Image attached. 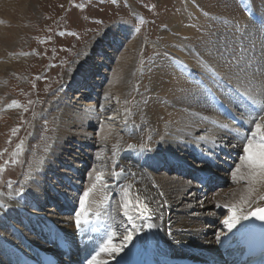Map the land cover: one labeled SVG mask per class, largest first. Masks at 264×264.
<instances>
[{"label": "bare ground", "instance_id": "obj_1", "mask_svg": "<svg viewBox=\"0 0 264 264\" xmlns=\"http://www.w3.org/2000/svg\"><path fill=\"white\" fill-rule=\"evenodd\" d=\"M237 1L238 0H200V4L204 6L202 7L200 5L202 9L213 8L218 11V8L213 6L218 4L219 6L221 5L223 8H220L219 11L223 14L222 16H224L225 19L220 20L215 18L216 20H214V22H217V27L221 29L224 28V30L219 31L220 34L217 33L219 36L214 37L213 40H210L213 37L211 33L203 37V44L201 45L202 47H200V56L198 58L200 60H202L203 57L215 58L213 55L214 50L212 49L213 51H210L211 47L217 49L218 53L221 51L219 54H222L224 58L230 54V60L228 61H230L231 64L229 63V67L232 69H244V71H242L243 75L240 85H243V82L246 85H243L245 87L242 89H244V91L247 89L250 95L264 102V46L259 42V40H264V30L258 28L255 23H252V19L250 20V18L244 14L243 8H240L239 5L236 4ZM251 1V7L258 9V13L264 18V0ZM13 2L12 0H0V6H4V4L5 6H11ZM191 8L193 7L191 5L189 6L186 2L185 9L180 16L184 15V18L191 19V10H193L194 13L192 17H196L198 10L195 11L194 8ZM187 9L188 13L185 14L184 11ZM239 22L245 25V31L243 29L241 31V29L236 27ZM204 24L205 23H203V25ZM172 26L175 30H182L179 29L178 26H174L173 24ZM201 26L202 25H195L196 29ZM119 28L126 30V25L124 24ZM117 30L118 28L110 25L108 29L103 32L98 41L90 45L89 48L91 49H88L84 64H81L80 68L74 72L75 74L70 76L71 82H69L70 86L68 88L71 89L69 90L70 92L67 98L75 97V103L79 100L80 105H86L87 107L81 114V112H78L79 108H76V110H78L76 111L74 108L69 107V101L61 102L67 108V111H63L62 119L58 126V132L64 137H69L81 144L92 143L87 140L89 139L95 140L97 147H100L101 143L104 145L102 148L97 149L96 152L92 151L90 154L87 153L86 155H88V157H85L86 155L82 157L83 161H89L93 153L98 154L100 151L104 155L102 160H93L95 165H99V168L103 170H95V172L89 176L90 178L88 177V180H91V182L88 181L87 183L88 185H96L87 198L86 206L92 210L91 217H95L93 213L99 210L101 218L107 219V221L111 223L108 234L105 233V240L97 246V253H99V255H97V253L94 255V257H96V264H127L132 261H143L147 255L150 257L158 256L161 259L169 257L170 259L182 258L187 257L192 251H218L220 247L222 248V246H218V243L220 245H225L228 242V247L236 248L240 242L239 236H241L244 229L243 224L248 222L252 216H249L247 220H241L240 223L231 230L223 223L225 220L224 218L221 222L215 223V227L211 228V226H206L205 223L208 220L214 221L219 218L218 216L213 217L211 215L213 213L211 208L217 205H235L237 208L242 209V211L238 213L240 215H247V213L254 208H264V200H260V196H264V179L259 176L255 178L248 177L247 173L249 169L247 167H241L240 173L237 174L235 179L232 177L233 184H231L229 188L224 192L220 191L208 196L207 200L209 201L203 203L201 208H196L194 200L199 197L197 191L200 189V186L187 180L186 176L192 175V173H188L190 167L185 168L183 171H180L178 167H174L172 172L184 173L180 176H158L154 173L156 171V166L162 169L166 162L175 163V161L180 160L182 163H189L188 160L181 159L177 154L171 153L169 151L170 145L176 146L181 151L186 152L188 156L201 159L199 153L192 149L193 147L191 144L196 143L198 146H202L204 142V146L211 151L214 150V152L212 151L209 155L210 157H214L215 153L220 150L216 148L215 144L220 143L224 145L226 142L224 138L231 137L229 129L233 127L232 124L229 121H225L226 119L224 116L211 101V90L209 91L205 87L203 88L201 81L199 82L195 75V71L203 69L199 59L193 58L192 61H194H191L190 64L187 63V59L186 61L184 60L189 67L186 71L179 68L176 63L181 62L185 57L179 55L177 51L172 50V48L177 45L173 44L174 41L172 36L168 35V41L172 42L174 47L171 46V49L162 48L163 51L159 50V52L162 53V57L158 59L157 62L161 63L154 67L146 94L136 95L141 101L136 112H133L131 104L136 97H132V92L130 91L134 87L135 89L138 88V83L133 77L134 64L136 62L135 56L142 50V42L140 43L139 39H136V41L133 42V47H131L130 50L127 51L126 56L122 58L121 66L117 67L115 70L112 86L108 90L109 93L107 92L111 101L100 102L99 99H96L94 103H91L86 99L95 94L94 91L98 88V85H100L98 82H101V76L97 78L93 77V79L90 80L91 84L89 88H84L81 89L82 91L76 92V88L79 85L88 84V79L93 74H105L104 72L97 73L100 67L97 66L98 63L94 64L91 61V56L93 54L92 49L98 50L99 46V52H103L102 54L107 52L108 54L109 51L106 49V46L102 48V44L106 42L107 39L115 37L114 35L117 33ZM232 30L233 33L231 32ZM182 34L184 33H181V35ZM188 34H193V32ZM238 34H240V36H238ZM236 35L239 37V40L241 36L244 37L246 40L245 43H249L248 40L250 39L249 51L238 50L240 49L238 48L239 44L236 45L234 42ZM253 35L255 37H253ZM3 37L5 36L0 32V39ZM189 37H193V35H189ZM205 42H207V44H205ZM16 59V61L14 59V70L30 60L23 55L17 56ZM225 63H227V61ZM188 71L191 77L194 76L192 80L186 76ZM211 82H213L211 84L214 88L217 89L220 80L217 81L216 78H211ZM104 84L105 82L101 84V86L103 87ZM249 85L253 90L248 88ZM128 97H131V99L129 100ZM172 97L175 98V104H173L170 99ZM114 101H116V103H114ZM117 101H121L123 107L130 108L132 111L130 114L124 113L123 116L116 117V119L121 118V121H126L128 125L130 124L129 128L119 127L117 122H114L113 126L103 125L98 131V136L96 134V138L92 137V132H89L88 128H93L98 117L108 114L116 104L118 105ZM226 101L233 104L230 95L227 97ZM93 104L100 105V108L99 105H97L98 110L95 116H93V113L96 108ZM177 104L185 109H178L176 107ZM216 117L223 122L214 119ZM211 121L214 123V125L212 124L213 126H211L212 132L208 133V135L202 134L205 130H208L207 127H204V124ZM219 122L222 124H216ZM223 125L227 127H223ZM74 128L76 130L72 131ZM169 131H171V134H174V136H181L187 138L189 141H183L174 136H166V132ZM125 134L137 135L135 138L141 140L140 144L147 143L152 148H155V150L151 149L152 154H148V152L141 153L128 149V145L132 143L129 142L125 144L122 142V137ZM144 134L149 136L146 143L142 140ZM198 134L201 135L197 136ZM84 137L87 139H82ZM200 137H205V139H200ZM34 138L36 139V137ZM159 140L163 141L166 147L161 146L158 148L157 146L162 143L159 142ZM74 141L69 142L68 145H64L60 141L53 142V149L49 155L46 156V158H37L36 163H42L41 170L36 173L37 181L33 182L31 178L27 189L22 192L20 189L12 188L0 191L1 264H20L18 254L14 251L15 248L22 249L29 254H33L32 248L35 246L38 248H47L52 252H56L58 249L54 238L59 231L68 235L70 239H73L75 242L79 240L76 238L79 234L87 232L86 225H83L81 228L75 226V217L51 216L45 212L38 213L31 211L30 207L27 206L28 203H31L36 207L35 209L47 210L43 206V203L49 202L50 200L56 202L58 194L65 193L68 194V196L63 194L62 196L64 197L60 200L65 203L66 206H62L57 209V211H63L64 213L72 212L76 209L80 211V198L83 194H81V196H74L72 193L63 191V189H68V187L71 186L75 187L77 183L72 180L75 178V175H73L74 178H70L69 176L74 172L81 174L80 171H86L88 167L84 168L86 167L85 165H80V168L75 167L74 172L64 171V174H68V176H61L68 181L65 184L63 183L59 191L54 188L52 189L51 183H48L46 186L48 190H51V195L44 188H41L45 187V185L40 186L36 183L38 179L45 181L43 178L46 176L47 172L58 174L61 166L66 165L70 167V164L63 163V160H69V157H76L78 153L80 154L82 152L81 144L80 146L76 145ZM232 143L233 142L228 143L227 149H230V153L233 154L236 148L232 146ZM133 144L137 146L140 145L136 143V140H134ZM32 147H35L43 154L46 148L40 139L37 143L32 144ZM238 150H240L238 152H241V147H239ZM53 163L57 164L54 165ZM107 163L112 166L111 175L104 173V168ZM52 164L54 165L53 167H57L54 171L49 170ZM204 166L205 165L202 164L200 166L201 173L208 172L207 167ZM97 173L102 174L103 180L98 181L96 179ZM241 175L244 176L243 179H241ZM222 178L224 181H227L230 176L227 173H222ZM243 181L245 185L241 184ZM88 185L85 191L92 188V186L88 188ZM129 185H131L132 196L135 197L139 194L140 198L148 204L149 211L143 215H141L140 211L134 206L130 205L128 208L123 206L124 199L122 190ZM250 189H254L251 195L249 194ZM45 192H47V197L44 199L42 195ZM184 194L188 195L185 196ZM69 195H72V198L69 199ZM245 198H249V203L245 204L242 202ZM36 201L41 202L42 205H38ZM191 211H193V214L191 213L192 215H190ZM125 213H127V215ZM128 216L133 218L131 222L128 220ZM133 223L139 230L135 232L133 240L122 252L110 254L100 251V248L108 239V235L111 231L117 233L113 238V242L116 245L121 244L125 229L130 228ZM149 224L154 226L149 228L147 226ZM222 226L224 229H222ZM218 227L225 230V232L221 231L220 236L216 238V236L212 235L211 230H217ZM90 235L95 236L92 233H90Z\"/></svg>", "mask_w": 264, "mask_h": 264}, {"label": "rangeland", "instance_id": "obj_2", "mask_svg": "<svg viewBox=\"0 0 264 264\" xmlns=\"http://www.w3.org/2000/svg\"><path fill=\"white\" fill-rule=\"evenodd\" d=\"M12 1L14 2L11 6H5V4L4 6H0V32L6 37L0 39V191L11 188L18 190L27 189L31 178L33 179L31 181H37L36 173L41 170L42 163H36L37 158H46L53 149V142L60 141L64 145H68L69 142L74 141L69 137H64L58 132V126L62 119L63 111H67V108L61 102L69 101V107L74 108V110L79 108V111H76L81 112V114L87 107L86 105H80L79 100L75 103V97L67 98L70 92L69 90L71 89L68 88L70 86L69 82H71L70 76L75 74L74 72L80 68L81 64H84L88 49H91L89 48L90 45L96 43L110 25L118 28V30L114 35L115 37L107 39V41L102 44L103 46L101 45L102 48L106 46V49L109 51L108 54L107 52L104 54H102L103 52H99L98 46V50L92 49L93 54L91 56V61L94 64L98 63L97 66L100 67L97 73L104 72L105 74H93L88 79V84L85 83L87 85L81 84L76 88V92L82 91L81 89L84 88H89L91 84L90 80H92L93 77L97 78L101 76V82H98L100 85L95 89V94H93L92 97L86 98L89 100L88 102L91 103H94L96 99H99L100 102L111 101L108 90L112 86L115 70L117 67L121 66L122 58L125 57L127 51L133 47V42L136 41V39H139L140 43L142 42V50L135 56L136 62L134 64L133 77L138 83V88L135 89L134 87L130 91L132 92V97H136L137 94L145 95L148 91V84L153 74L154 67L161 63L157 62L158 59L162 57V53H160L159 50L163 51L162 48L171 49V46L174 47L173 44H176L177 46L172 48V50L177 51L179 55L185 57V59H182L181 62H177L176 64L179 68L185 69L183 67H186L188 70L189 67L186 64H190L193 58L199 59V50L203 44V37L211 33L213 37L210 40H213L214 37L219 36L217 34L219 31L224 30V28L221 29L217 27V22H214L216 19H225V17L222 16L223 14L219 11L220 8L223 7L221 5L219 6V4L214 5L213 7H217L218 11L213 8L202 9L204 6L200 4V0ZM186 2L189 6L191 5L195 11L198 10L196 17H192L194 13L193 10H191V19L184 18V15L180 16L185 9ZM236 4L239 5L240 8H243L244 14L250 18V20L252 19L253 24L255 23L258 28L264 30V18L258 13V9L251 7V0H238ZM246 8L251 11L253 15L255 14L258 19H253L249 14L251 12L246 10ZM184 13L187 14L188 9L184 11ZM203 23L205 24L203 25ZM124 24L126 25V30L119 28ZM172 24L178 26V28L183 31L173 29L174 27ZM195 25L202 26L196 29ZM236 27L241 29V31L242 29L245 31V25H242L240 22ZM136 28H139V31H136ZM192 32L193 34H188ZM231 32L233 33V30ZM181 33L184 34L181 35ZM168 35L172 36L174 41L173 44L168 41ZM189 35H193V37H189ZM238 36H240V34H238ZM238 36L236 35L234 40L236 45L239 44L238 48L240 49L238 50L249 51L250 39L248 40L249 43H245V38L241 36L239 40ZM253 37L255 36L253 35ZM259 42L264 46V40H259ZM205 44H207V42H205ZM212 49L214 50L213 55L215 58L203 57L202 60L199 59L203 69L195 71V75L198 81H201L202 87L204 88L203 82L211 84L213 83L211 82V78H216L214 76L212 77V74H210L211 72L207 71L205 67L207 66L208 68L214 69L215 72L219 74V79L216 78L217 81H219L220 78H226L229 82L231 81L234 82V84H238L239 88L244 90L242 88H244L245 86L243 85L246 84L243 82V85H240L243 75L241 69H232L229 67L230 61L228 60H230V54L225 57L227 64L225 63L226 61L223 55L219 54L221 51L218 53V50L214 49V47H211L210 51ZM19 55L26 56L30 60L14 70V59L16 61V57ZM186 59L187 63L185 62ZM186 76L191 80L194 77H191L189 71L186 73ZM104 82L105 84L102 87L101 84ZM211 86L213 85L211 84ZM219 88L221 89L220 82L217 90H219ZM248 88L253 90L250 85ZM245 91H247V89ZM128 98L129 100L131 99V97ZM170 99L172 103L175 104V98L172 97ZM13 101L17 103L13 104ZM140 101L141 100L137 97L133 99L131 104L133 112H136L140 105ZM114 103H116V101H114ZM117 103L118 105L116 104L108 114L97 118L93 128H88V131L92 132V137L96 138L98 136V131L103 125L113 126L114 122H117L119 127L129 128L130 124L128 125L126 121H121V118L116 119V117H121L124 113L130 114L132 111L130 108L123 107L121 101H117ZM97 105L99 104L94 105L96 109L94 110L93 116L97 114ZM176 107L178 109H185L178 104ZM126 109L127 111H125ZM214 119L220 120L217 117ZM212 121L204 124V127L211 130H205L202 134L208 135V133L212 132L211 126L214 125ZM220 121L223 122L222 120ZM216 124L219 125L222 123L219 122ZM75 130L74 128L72 131ZM166 133V136H174V134H171V131ZM144 135L142 140L146 143L149 136ZM199 135L201 134L197 136ZM136 136L125 134L122 137L123 140H121L125 144L129 142L133 144L134 140H136L137 144H140L141 140L135 138ZM34 137H36V139ZM174 137L183 141H189L187 138L181 136L175 135ZM37 139H40L44 143V146H46L44 154L35 147H32V144L37 143ZM82 139L86 140L87 138L84 137ZM224 139L226 140L224 145L228 146V143L233 142L232 146L236 148L235 150H237V153L241 154L240 157L244 155L243 146L241 148L242 151L238 152L240 151L238 150L240 146L238 147L229 137H225ZM87 140L92 143L81 144L78 141H74L76 145L80 146L81 144L82 152L80 153L81 155L78 153L76 157H69V160H63V163H69L70 167L66 165L61 166L58 174L47 172L46 176L43 178L45 181L38 179L36 183L40 186L45 185V187L41 188H44L49 194L51 190L47 189L46 185L48 183H51L52 189L54 188L59 191L63 183L65 184L68 181L61 176H68V174H64V171L74 172L75 167L80 168V165H85L86 167L84 168L88 167L86 171H80L81 174L74 172L69 176L70 178H74L73 175H75V178L72 179L77 183L75 187L71 186L68 187V189H63V191L72 193L74 196H81L87 189L89 176L93 174L95 170L100 169L99 165H95L93 160H102L104 158V155L99 151L98 154L93 153L91 155V160L83 161L82 157L87 153L90 154L92 151L96 152L97 149L104 146L103 143H101L100 147H97L95 140ZM159 142L162 143L157 146L158 148L161 146L166 147L163 141L159 140ZM218 144L220 143H216L215 145L217 146ZM193 145L195 151L201 148L198 147L196 143H193ZM204 145L203 142L202 146L206 147ZM149 148L155 150V148H152L150 145ZM169 151L177 154L181 159L188 160L191 165L195 164L193 156H188L186 152L181 151L176 146L170 145ZM212 151L214 152V150ZM148 154H152L151 151L148 152ZM85 157H88V155ZM53 164L56 165L57 163ZM53 164L49 169L51 171L57 168L53 167ZM238 164H241V158ZM172 166L171 163L168 164L166 162L162 169L156 166V171L154 173L158 176H180L184 174L172 172L175 167ZM168 167L170 170H168ZM235 169L236 167L229 174L230 178L224 182L225 186L222 189L212 192L207 196L202 193L199 194L200 192L197 191L199 197L194 200L195 207L201 208L203 203L209 201L207 200L208 196L220 191L224 192L229 188V186L233 184L232 173ZM100 170L102 171L103 169ZM104 170V173L111 175L112 166L107 163ZM186 178L188 181H191L187 176ZM89 182H91V180ZM193 183L196 184L195 182ZM241 184L245 185V182L243 181ZM91 186V184L88 185V188ZM47 192L42 195L44 199L47 197ZM63 194L65 193L58 194L56 202L50 200L49 202L43 203V206L47 210L35 209L36 207L31 203H28L27 206L30 207L31 211L38 213L45 212L51 216L75 217L78 211L77 209L67 213L57 211V209L62 206H66V204L60 200L63 199ZM184 195L187 196L188 194ZM65 196H68V194H65ZM70 198H72V195H69V199ZM36 202L38 205H42L41 202ZM231 206L233 205H217L214 208L212 207L211 211L213 213L211 215L213 217L218 216L219 218L214 221L208 220L205 223L206 226H211V228L215 227L213 222L216 221V223H219L223 218L229 217ZM191 213L193 214V211L190 212V215H192ZM222 229H224L223 226ZM222 229L218 227L217 230H211L212 235L217 238V236H220L221 231L225 232V230Z\"/></svg>", "mask_w": 264, "mask_h": 264}, {"label": "snow or ice", "instance_id": "obj_3", "mask_svg": "<svg viewBox=\"0 0 264 264\" xmlns=\"http://www.w3.org/2000/svg\"><path fill=\"white\" fill-rule=\"evenodd\" d=\"M136 31H139V28H136ZM208 72H211L212 76L219 79V74L215 72L214 69L208 68L205 66ZM187 70L186 67L184 69ZM244 71V69H241ZM238 92V90H237ZM240 96L246 97L248 101H250L251 105L254 106V110L257 112V117L253 120V126L250 129V132L244 137V144H243V153L244 155L241 157V164L236 166L235 171H233L232 175L233 178L240 173L241 167H247L249 172L247 173L248 177L255 178L259 176L260 178L264 179V104H261L260 101L254 99L252 96H248L246 93H239ZM213 98L214 94H213ZM231 98V96H230ZM16 104V101L12 102ZM222 105V102H221ZM127 111V109L125 110ZM223 127H227L224 125ZM200 139H205V137H200ZM128 149L133 151L143 152H150L151 149L146 144H140L139 146L135 144H129ZM119 174V173H117ZM244 176L241 175V179ZM96 179L98 181L103 180V176L100 173H97ZM96 187L95 184L92 185V188L88 189L83 193V196L80 198V211L76 212L74 224L77 228H81L83 225L90 224L92 210L88 208L87 205V198L89 197L90 192ZM21 192L23 189L20 190ZM123 199H124V207L128 208L130 205L136 207L140 214L143 215L144 213L149 211L148 204L145 203L137 194L135 197L131 194V185L127 188L123 189ZM254 189H250L249 194ZM260 200H264V196H260ZM243 203H249V198H245ZM231 215L223 221V223L228 227L229 230L234 228L237 224L240 223L241 220H247L249 216L256 217L257 219L264 221V208H254L250 210L247 215H240L239 212L242 209L237 208V206L233 205L230 208ZM127 215V213H125ZM95 218L99 220L101 218V213L99 210L95 212ZM132 217L128 216V220L131 222ZM149 228L153 227L154 225L149 224L147 225ZM139 229L133 223L130 228L125 229V233L122 235V243L116 245L113 242V238L117 235L115 231H111L108 235V239L104 243V245L100 248L101 252L106 253H120L124 250V248L133 240L135 232ZM99 255V253H97ZM88 264H96V257H93L91 260L88 261Z\"/></svg>", "mask_w": 264, "mask_h": 264}]
</instances>
